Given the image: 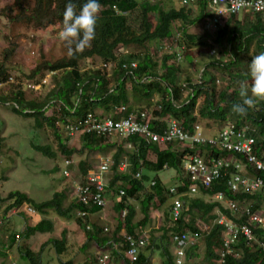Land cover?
Instances as JSON below:
<instances>
[{
	"label": "trees",
	"instance_id": "trees-1",
	"mask_svg": "<svg viewBox=\"0 0 264 264\" xmlns=\"http://www.w3.org/2000/svg\"><path fill=\"white\" fill-rule=\"evenodd\" d=\"M68 2L69 0H12L11 4L0 8V15H5L9 22L10 38L18 37L16 29L19 27L34 31L54 29L59 33L63 27V13ZM73 2L77 4L79 10L85 0H73ZM99 3L102 5V10L96 27V36L90 47L69 57L67 46L62 40V56L55 57L53 54L42 52L35 66L25 74L29 84L38 83L45 74H50L52 87L40 99H27L22 81L16 83L11 81L10 58L16 47V44L11 42V45L4 50L3 59L0 60V85L9 84L12 89L8 94H0V103H12L14 113L33 117L37 127L49 126L57 140L58 152L64 159H70L78 152L76 146L67 144V140L73 136L65 130V124L77 123L89 112L100 116L120 117L123 115L118 109L120 105L127 106L124 112L126 114L133 109L147 110L152 106L149 112V126L156 132L164 129L168 116L179 119L184 130L188 132L193 131L194 124L199 123V120L207 123L212 121L218 127L224 125L229 108L239 102L240 97L235 90L232 94L227 93V88L217 90L216 80L209 70L214 68L228 71L237 65L240 54H247L252 46L255 53L264 52V12L249 13L243 20H239L236 15H224L217 23L221 24L222 20L224 21L221 30L218 31L217 42L226 37L230 60L224 63L214 56L211 62H203L204 67L198 73L196 82L190 76H186L184 83H181L179 60L186 55L185 51L181 53L174 51L173 40L178 45L188 48L202 44L200 39H197L198 36L188 34L186 28L198 24L201 19L211 21L212 13L208 9L206 0H195L191 6L180 4L179 7H164L160 0L159 2L99 0ZM196 7L198 13L193 17ZM131 13H136L138 17V28L132 26L129 16ZM150 46L155 54L147 52ZM166 47L169 49L164 51ZM128 50L132 52L137 50V53H130L127 59L123 58L124 52ZM157 54L162 56L155 57ZM210 54L213 55L214 51ZM94 59L99 60V68H95ZM83 61L88 64V69L81 68L80 63ZM134 61L137 66L131 68L130 64ZM110 65L112 68L109 75L105 68ZM123 65H127V68H123ZM185 91L187 94L184 96ZM154 94L157 95L156 100H153ZM199 98L202 99L199 101ZM53 106L59 108V111L46 114V111ZM235 120L237 124L248 125L246 121L255 124L250 126L253 129L250 133L257 142L255 149L258 152L264 150V101H258L247 115H238ZM76 137L81 139L84 147L88 149L105 152L109 148H115L105 199H107V191L118 197L115 205L118 213L117 226L111 237L102 234V230L94 227L88 231L89 239L94 241L96 247L110 248L111 255L106 264H151L150 253L153 252L154 237L147 240V245L138 251L136 261L131 262L126 257L128 244L122 237H118V232L124 228L127 234L135 239L139 238L142 235L138 234L139 228H145L152 220L151 207L158 209L165 204L168 197L178 196L183 205L180 214L174 219L170 217V207L162 211V226L159 227V232L162 234L158 237L157 248L163 264H175L176 256L169 248L174 235L191 234L201 238L203 231L197 226L198 219L202 224L210 227L204 234L206 259L218 263L223 237V227L215 222L218 215H225L237 225L245 224L247 217L231 214L221 202L212 199L215 193L222 192L226 198L236 201L239 206L245 205L251 211H260L258 202L264 200L263 192L247 194L231 193L228 190L227 180L232 172L237 171L232 167L214 180L208 188L201 187L196 194L190 192L192 183L185 175L183 161L195 153L207 157L226 156V152L217 148L195 145L192 148L178 149L177 143L159 145L148 142L140 134L128 136L120 144L114 136L96 132L78 133ZM3 142L4 137L0 135V145ZM123 143H129L131 148H124ZM33 148L48 157L56 156V152L49 145L33 144ZM124 156H127L129 165L125 171H120L118 165ZM235 158L238 161L245 160L239 154H236ZM77 165L82 176L93 168L85 160H81ZM164 169H174L179 174V184L175 186L174 192H170L157 176H154L153 181L150 182L147 172L156 173ZM246 169L250 175L257 174L264 177V172H253L249 165ZM142 170L146 173H139ZM137 173L139 176H136ZM65 187L67 186L63 185L60 191H55L50 199L42 202L35 201L24 192H10L5 198L0 195V208L5 200H9L11 202L6 208L8 211L30 206L41 216L31 225L32 214L24 210L18 212V216L23 218L24 228L18 233L9 235L10 245L15 242L16 236L26 240L36 233H50L54 227L53 222L42 216H46L51 210L60 217L69 218L79 210L90 212L97 209L89 208L75 196L69 205H65L64 202L68 199V190ZM120 189L125 192L123 196H119ZM130 200H140L143 217L139 222L134 221L136 209L130 204ZM125 207L127 213L122 217V210ZM262 213L264 214L263 211ZM77 218L83 221L80 217ZM252 232L255 236L253 240H245L241 235L235 238L230 246V252L225 255L221 264H264V253L258 243L259 240H264V229H252ZM51 242L58 255L63 254L67 249L64 236L60 240ZM196 245L186 251L187 258L191 256L189 251L197 248ZM20 256L26 264H41L40 256L27 250L24 245L22 249L20 247ZM97 257L93 258L91 264L97 263Z\"/></svg>",
	"mask_w": 264,
	"mask_h": 264
},
{
	"label": "rangeland",
	"instance_id": "rangeland-1",
	"mask_svg": "<svg viewBox=\"0 0 264 264\" xmlns=\"http://www.w3.org/2000/svg\"><path fill=\"white\" fill-rule=\"evenodd\" d=\"M156 2H159V0H156ZM11 3L12 0H0V8ZM194 14H197V12ZM129 16L132 26L138 28L139 22L136 13H131ZM239 19H242V12L239 14ZM207 21L201 19L196 27L193 28L192 26L190 28V30H198L199 34H202L200 39H204V42L200 45L202 50L197 49V51H194L195 54L191 53L194 60H191V57H181L179 60L182 75H180L179 81H183L186 76H190L196 82L198 73L204 67L203 62H211L214 56L218 57L224 63H228L230 60L226 37L217 42L218 31L221 30L224 21L222 20L221 24L213 25V27L209 26L211 24L209 19ZM8 25L9 22L6 16L0 15V60L3 59L4 50L11 45V42H14L16 47L10 58L11 81L15 83L16 81H22L27 99H40L52 87L50 74H45L38 83L30 82L31 86L27 83L29 80L26 79L25 74L29 73L30 69L35 66L42 52L53 54L55 57L62 56L63 45L59 33H56L54 29L34 31L30 28L19 27L16 29V35L18 37L10 38L8 36ZM136 51L133 50L132 52L128 50V52H124L123 56L128 58L127 56L130 53H137ZM211 51H214L213 55L210 54ZM147 52L155 54L152 49H149ZM257 54L259 53H255L254 47L252 46L247 54H240L237 65L231 67L228 71L224 72L210 68L209 71L216 80L217 90L227 88L228 94H232L234 90L239 94V82L247 81L249 84L251 83V78L246 77L250 76L249 64L251 63L252 57ZM158 56L162 55H155V57ZM93 61L95 62V68H99V60L94 59ZM80 65L84 69H88L89 67L84 61ZM111 68L112 65L105 68L109 75ZM8 85H0V94H8L9 90L12 89V86ZM155 97L157 96L154 95L153 100H156ZM201 99L199 98V101ZM11 105L12 103H0V135L4 137V142L0 145L2 146L0 147V195L5 198L10 192H24L35 201L42 202L50 199L53 193L60 191L64 185L67 186L65 188L68 190V199L65 200L64 204L69 205L74 197V180L82 176L77 163L85 160L90 166L95 167L99 163L100 157L112 156L115 148L114 151L109 148L105 152L92 150L84 147L81 139L76 136L71 137L67 140V144L68 146H76L78 152L74 153L70 158L72 161V165L69 167L71 174L65 177L62 175V171L65 168L64 158L58 152L57 140L54 137L53 130L45 125L43 127H37L33 117H24L14 113ZM231 108H229L226 121H236L235 119L238 117L237 114L231 111ZM151 109L152 106L147 108V112H150ZM52 111L56 113L59 111V108L55 106L50 107L46 111V114H51ZM198 122L201 124L206 135H215L220 129L212 121L207 123L206 121L199 120ZM245 123L249 126L255 125L251 121H246ZM114 139L116 141L120 140L121 142L124 140V138L118 139L117 137H114ZM33 144L49 145L56 152V156L54 158L48 157L34 149ZM176 147L178 149L183 148V146L178 144ZM123 159L128 161L127 156H124ZM139 173H146V171L142 170ZM147 173L150 176V182L153 181L154 176H157L159 179H162L165 186H171L173 184L174 187L179 184V174L174 169ZM173 179L178 180V182L173 181ZM146 185L149 186V184ZM173 199H175L174 196L167 198L165 208L172 207L171 203ZM10 202L9 200H5L0 208V264H26L20 256V247L22 249L23 245L27 250L40 256L41 264H91L95 256H100L99 252H105L96 247L94 241L89 239V232L84 222H81L77 218L78 212L69 218H64L60 217L53 210L49 211V214L46 216H42L53 222L54 227L50 233H36L26 240H23L21 237L16 238L15 242L10 245L9 235L11 233H18L24 228L23 218L18 216V212L22 210L28 211L27 206L13 208L11 211H8L6 208ZM130 202L137 208V218H141L142 213L139 210L140 200H130ZM258 203L260 211L264 212V200H259ZM104 209H108L111 213V218H108V232H105L110 235L116 227L118 213L114 211L112 202L108 203ZM31 217V225L35 224L41 218L36 212ZM154 221L156 222V220ZM197 226L203 233L197 241V248L189 251L191 256L185 259L184 264H219L214 261L209 262L206 259L204 234L209 231L210 227L202 224L199 219L197 220ZM155 232L157 231H151V234L153 235ZM63 236L65 241H67V249H65L63 254L58 255L51 241L60 240ZM169 248L172 254H176V248L171 242ZM102 254L108 255L109 253ZM156 264L163 263L158 261Z\"/></svg>",
	"mask_w": 264,
	"mask_h": 264
},
{
	"label": "built area",
	"instance_id": "built-area-1",
	"mask_svg": "<svg viewBox=\"0 0 264 264\" xmlns=\"http://www.w3.org/2000/svg\"><path fill=\"white\" fill-rule=\"evenodd\" d=\"M195 0H180L181 5L191 6ZM208 9L212 13L211 23L216 25L220 22L224 15H239L241 12L258 13L264 12V0H206ZM167 48V47H166ZM168 49V48H167ZM137 63L134 61L130 64L131 68H136ZM106 67V66H104ZM107 68V67H106ZM127 68V65H123ZM31 86V84H29ZM123 115L113 117L111 115L100 116L96 113L89 112L86 117H82L77 123L65 124V130L76 136L78 133L96 132L97 134L116 136L126 138L134 134H140L148 142H153L159 145L168 143H177L183 148H192L195 145H200L204 148H217L220 151L226 152L224 157H210L199 153L189 156L183 161V169L187 178L191 181L190 192L192 194L199 193L200 188H208L212 182L227 170L232 167L237 171L230 174L227 180L228 190L231 193H247L255 194L264 193V177L260 175H250L247 172L246 166L249 165L253 172H264V150L257 151L255 149L254 137L250 131H253L249 125L237 124L235 121H226L215 135H206L200 123H195L193 131L184 130L179 119L168 116L166 118V126L160 132L150 129L149 112L145 109L130 110L127 114V106L120 105L118 108ZM239 154L245 158L244 161L235 158ZM113 159L109 156L100 157L97 166L89 169L81 179L74 180V196L80 202L89 208H103L106 205V189L108 186V175L111 171ZM72 165L70 159H64L65 168L62 175L70 176ZM128 164L121 162L118 165V170L124 171ZM136 176H139L137 173ZM174 192L175 188L169 189ZM124 190H119V196L124 195ZM212 199L221 202L231 214L245 215V224L237 225L236 222L228 219L225 215L220 214L215 222L223 227L222 249L219 251L218 263L221 264L225 255L230 252V246L235 238L241 235L245 240L255 239L252 229H264V214L262 211H251L247 206H239L236 201L225 197L222 192H217L212 196ZM182 201L179 198L174 199L171 207V214L177 217L182 210ZM28 211L34 214V210L27 206ZM127 213V209L122 210V217ZM89 210H79L80 217L86 224V229L91 231L92 227L89 224ZM237 219V216H236ZM108 229H104V233ZM128 244L126 257L134 262L137 259L138 251L147 245V236L142 234L135 239L133 236L123 233L121 236ZM18 239L19 236H16ZM199 238L191 234L174 235L172 243L176 248L175 264H183L186 251L197 244ZM261 250L264 253V240L258 241ZM109 257L107 255L97 258L96 264H106Z\"/></svg>",
	"mask_w": 264,
	"mask_h": 264
},
{
	"label": "clouds",
	"instance_id": "clouds-1",
	"mask_svg": "<svg viewBox=\"0 0 264 264\" xmlns=\"http://www.w3.org/2000/svg\"><path fill=\"white\" fill-rule=\"evenodd\" d=\"M102 5L99 0H85L77 10V4L69 0L63 13V27L59 37L67 46V55L73 57L91 46L96 36V27ZM251 83L239 82V102L231 111L240 116L247 115L258 101H264V52L252 57L249 64Z\"/></svg>",
	"mask_w": 264,
	"mask_h": 264
},
{
	"label": "crops",
	"instance_id": "crops-1",
	"mask_svg": "<svg viewBox=\"0 0 264 264\" xmlns=\"http://www.w3.org/2000/svg\"><path fill=\"white\" fill-rule=\"evenodd\" d=\"M160 1H162V6H164V7H179V6H181L180 4V0H160ZM176 1H178V2H176ZM196 12L198 13V8L196 7ZM196 15L197 14H193V17H196ZM246 15H249V13H246V12H242V19H239V15H237V18L239 19V20H243V18H244V16H246ZM251 16V15H250ZM209 21H210V19H209ZM208 22V21H207ZM206 22V23H207ZM211 22V21H210ZM197 24V23H196ZM196 24H193V25H190V26H187V33L188 34H195L196 36H198V38L197 39H200L201 38V35L202 34H199V31L198 30H196V29H194V30H190V28H192V26H193V28L194 27H196ZM209 26H212L213 27V24L211 23ZM214 26H216V25H214ZM205 36V35H204ZM206 38H207V36H206ZM173 42H175V49H174V51L175 52H182V51H185L184 53H185V57H191V60H194V58H193V56L191 55V53H193V54H195L194 53V51H197V49L199 50H202L201 48V46H196V47H186V46H180V45H178L177 43H176V41L175 40H173ZM200 42L203 44V42H204V39L202 40V39H200ZM150 49H151V46H150ZM169 49V48H168ZM171 50H172V48H170ZM164 50H166V49H164ZM160 55V54H159ZM128 57V56H127ZM185 57H183V58H185ZM123 58H126V57H123ZM127 59V58H126ZM181 75V74H180ZM182 76V75H181ZM181 83H184V80L183 81H180ZM187 94V91H185L184 92V96ZM154 95H156V94H154ZM157 96V95H156ZM156 98V97H155ZM154 99V98H153ZM211 135H213V134H211ZM114 137H116V136H114ZM118 139H119V137H117ZM113 139V138H112ZM117 143H122L120 140L118 141L117 140ZM123 145V147L124 148H126V149H130L131 148V145L129 144V143H123L122 144ZM111 150L112 151H114V148H111ZM110 155H112L111 153H110ZM113 156V155H112ZM112 156H109V157H111L112 158ZM113 159V158H112ZM121 162H125L126 164H128L129 165V163H128V161L126 160V159H122L121 161H120V163ZM128 167V166H127ZM127 167H126V169H127ZM125 169V170H126ZM124 170V171H125ZM165 170V169H164ZM160 180H162V179H160ZM173 181H176V182H178V180H176V179H173ZM163 182V181H162ZM165 185V184H164ZM166 188H168V189H171V188H175V186L173 187V184L171 185V186H165ZM175 197L176 198H178V196H176L175 195ZM175 198V199H176ZM118 199V197H117V195L116 194H112L110 191H107V199H106V205L108 204V203H110V202H112L113 203V209H114V211H116V208H115V205H116V202L118 201L117 200ZM173 201H174V199H173ZM173 201H172V203H171V205H173ZM131 203V202H130ZM132 204V203H131ZM106 205L104 206L105 208H106ZM133 205V204H132ZM134 207H135V209H136V214H135V216H134V221H137V222H139L141 219H142V217H143V214H142V217L141 218H137V208H136V206L135 205H133ZM104 207L103 208H97V209H94L93 211H90V216H89V219H88V221H89V224L91 225V227H94L95 229H100V230H102V234H105V235H107V236H109V237H111V235H112V233L115 231V228H114V230H113V232L110 234V235H108V234H106V233H104V229L106 228L107 229V226H108V218L110 217L111 218V213L108 211V209H104ZM126 208V207H125ZM164 208H165V204H163L162 206H160V207H158V209H152V207H151V209H150V217H151V222H150V224H147L146 225V227L145 228H139V230H138V234H146V236H147V238L148 239H150V238H152V237H154L155 238V240H154V247H153V252H151L150 253V262H151V264H156V262H163V259H162V257H160L159 256V250H158V248H157V245H158V242H159V240H158V237L160 236V234H162V232H159V227L160 226H162V216H163V210H164ZM124 209V208H123ZM127 209V208H126ZM171 209V208H170ZM169 209V210H170ZM139 210H140V207H139ZM117 212V211H116ZM141 212V211H140ZM142 213V212H141ZM122 215V214H121ZM115 217V216H114ZM171 219H174V217L173 218H171ZM154 220H156V222L154 221ZM84 224H85V222H84ZM116 226H117V222H116V224H115ZM114 225V226H115ZM85 227H86V224H85ZM157 231V232H155L153 235L151 234V231ZM89 231V230H88ZM108 232V231H107ZM125 232V230H124V228H122L119 232H118V237H121L122 236V234ZM137 232V231H136ZM126 233V232H125ZM149 244H150V242H149ZM148 244V245H149ZM173 245V244H172ZM174 246V245H173ZM101 251H105V252H99L100 253V256L99 255H97V256H99V257H101V256H105L106 254H102V253H109L107 256L108 257H110V255H111V250H110V248H106V247H102L101 249H100ZM175 256H176V254H174ZM99 257H97V258H99ZM187 257L185 256L184 257V263H185V259H186ZM183 263V264H184Z\"/></svg>",
	"mask_w": 264,
	"mask_h": 264
},
{
	"label": "water",
	"instance_id": "water-1",
	"mask_svg": "<svg viewBox=\"0 0 264 264\" xmlns=\"http://www.w3.org/2000/svg\"><path fill=\"white\" fill-rule=\"evenodd\" d=\"M170 217L173 218V214H170Z\"/></svg>",
	"mask_w": 264,
	"mask_h": 264
}]
</instances>
